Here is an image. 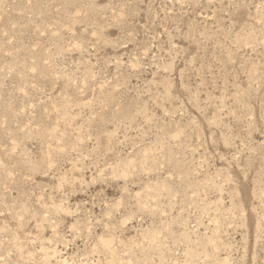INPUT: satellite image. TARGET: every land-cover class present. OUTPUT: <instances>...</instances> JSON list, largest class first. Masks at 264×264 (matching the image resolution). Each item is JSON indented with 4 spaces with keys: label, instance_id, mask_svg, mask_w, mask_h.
Masks as SVG:
<instances>
[{
    "label": "rangeland",
    "instance_id": "1",
    "mask_svg": "<svg viewBox=\"0 0 264 264\" xmlns=\"http://www.w3.org/2000/svg\"><path fill=\"white\" fill-rule=\"evenodd\" d=\"M0 264H264V0H0Z\"/></svg>",
    "mask_w": 264,
    "mask_h": 264
}]
</instances>
